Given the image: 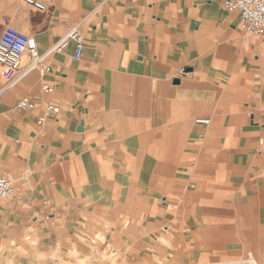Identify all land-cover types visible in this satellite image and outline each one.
<instances>
[{
  "label": "crops",
  "instance_id": "obj_1",
  "mask_svg": "<svg viewBox=\"0 0 264 264\" xmlns=\"http://www.w3.org/2000/svg\"><path fill=\"white\" fill-rule=\"evenodd\" d=\"M36 1L0 0V33L33 38L49 68L7 72L0 93L11 262L156 264L162 217L163 264H264V42L223 0ZM75 27L79 60L72 42L47 53ZM23 97L41 101L15 110Z\"/></svg>",
  "mask_w": 264,
  "mask_h": 264
},
{
  "label": "built area",
  "instance_id": "obj_2",
  "mask_svg": "<svg viewBox=\"0 0 264 264\" xmlns=\"http://www.w3.org/2000/svg\"><path fill=\"white\" fill-rule=\"evenodd\" d=\"M27 4L37 10L44 7L36 0H16ZM222 8L227 13L238 15L240 25L246 34L251 37H264V0H223ZM74 44V58L79 60L84 49V40L78 28L75 27L64 35L47 53L59 54L67 48L70 43ZM42 55L37 50L33 38L27 36L16 29L5 26L0 33V69L2 72H14L23 75L26 72L36 69L40 75H44L49 68L42 66ZM7 77V76H6ZM52 88L43 85L41 94H51ZM40 99L34 100L23 97L15 104V110L26 111L35 108ZM59 114V107L52 101L45 103L41 118L37 121L38 126H42L44 121L55 118ZM197 123L207 125L209 122L197 120ZM15 189L11 178L7 175H0V210L3 202L14 198ZM51 264H58L52 261Z\"/></svg>",
  "mask_w": 264,
  "mask_h": 264
},
{
  "label": "rangeland",
  "instance_id": "obj_3",
  "mask_svg": "<svg viewBox=\"0 0 264 264\" xmlns=\"http://www.w3.org/2000/svg\"><path fill=\"white\" fill-rule=\"evenodd\" d=\"M240 30L242 31V33L246 36V37H248V38H250L252 41H253V43H257V44H259V45H261V47H262V42H264V37H262L261 39H257V38H255V37H249L247 34H246V32H245V30L242 28V26L240 25ZM264 45V44H263ZM6 76H7V74L5 73V72H0V78H2L3 79V81H4V83L3 84H1L0 83V93H2V89H3V87H5L7 84H6V81H5V78H6ZM257 124H262V122L261 121H256V123H255V125H257ZM0 174H4L3 173V171H0ZM8 175V174H7ZM11 178H13L14 179V181H15V184H16V186H17V188H18V184H20V179L19 178H17V176L15 175H12V177ZM156 209L157 210H162V208H161V206H163V204H164V200H159V201H157L156 202ZM157 221H159V223H157V225H156V230H157V233H156V241H155V247H153L152 249H151V252H152V255H153V253H154V255L156 256V258H157V262L158 263H156V264H163V261H164V257H165V247H164V241H163V223H162V217L161 218H158L157 219ZM93 240H96V241H98L99 240V238H93ZM10 246H11V242H9V241H5L3 238L2 239H0V264H13L12 262H11V260H12V257H13V254H14V252H17L18 251V249H15V250H9L10 249ZM147 250L148 249H145V251L143 252V254L141 253V256L142 255H147ZM110 256H115L116 255V253L114 252V251H109V253H108ZM119 254V253H118ZM192 264H194L193 262H192Z\"/></svg>",
  "mask_w": 264,
  "mask_h": 264
},
{
  "label": "water",
  "instance_id": "obj_4",
  "mask_svg": "<svg viewBox=\"0 0 264 264\" xmlns=\"http://www.w3.org/2000/svg\"><path fill=\"white\" fill-rule=\"evenodd\" d=\"M185 72H190V69L189 68L185 69ZM174 83L178 84V80H174ZM82 125H83V122H80V126Z\"/></svg>",
  "mask_w": 264,
  "mask_h": 264
}]
</instances>
